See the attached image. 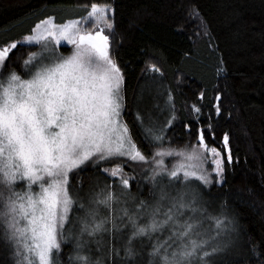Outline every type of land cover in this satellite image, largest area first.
<instances>
[{
	"label": "snow or ice",
	"instance_id": "obj_1",
	"mask_svg": "<svg viewBox=\"0 0 264 264\" xmlns=\"http://www.w3.org/2000/svg\"><path fill=\"white\" fill-rule=\"evenodd\" d=\"M113 15L111 4L93 2L84 16L59 24L47 17L23 40L0 44V189H6L0 191V223L4 237L15 245L17 264H61L62 245L70 239L75 250L68 255V264H100L83 254L85 237L111 233L114 239L125 241L132 258L135 238L150 237L167 226L172 243L157 242L150 264H217L215 257L223 251L218 238L228 227L227 216L207 214L199 190L210 187L213 177L215 183H224L225 158L228 163L233 159L229 137L223 136L221 151L208 142L205 128L198 124L194 145L179 151L165 149L171 123L158 127L137 111L134 126L149 154L142 151L123 119L124 74L105 32L114 28ZM62 41L73 46L68 56L58 51ZM40 45L41 52L25 56L20 72L9 70L20 47ZM152 68L158 71L155 65ZM192 110L198 120L201 108L193 105ZM215 110L219 114L218 103ZM185 127L191 131V125ZM207 132L214 140L210 124ZM166 156L181 159L169 169ZM131 164L150 166L147 178L153 184L152 195L159 194L154 203L137 200L135 215L120 206L133 195L135 177L126 172V168L134 171ZM88 167L105 179L90 186L86 215L70 220L74 205L85 207L71 181ZM21 181L23 190H17ZM165 201L167 211L161 213ZM187 212L191 215L186 216ZM142 214L148 217L144 224L138 223ZM125 217L133 228L130 235L121 230L126 227ZM205 220L214 225L205 227ZM68 224L71 227L66 229Z\"/></svg>",
	"mask_w": 264,
	"mask_h": 264
},
{
	"label": "trees",
	"instance_id": "obj_2",
	"mask_svg": "<svg viewBox=\"0 0 264 264\" xmlns=\"http://www.w3.org/2000/svg\"><path fill=\"white\" fill-rule=\"evenodd\" d=\"M93 2L109 3L114 9V28L105 32L110 35L111 54L124 74L123 119L137 144L149 154L134 126L139 94L149 81L166 89L171 119L175 117L166 130L163 148L179 151L194 145L198 124L205 128L208 142L221 151L227 134L233 159L228 163L225 158L224 183H215L213 177L210 187L199 190L207 214L219 216L223 212L227 216L228 227L218 238L223 251L215 260L217 264H264V0H0V44L23 40L50 16L58 24L84 16ZM38 49L20 47L9 70L20 72L25 56ZM193 105L201 108L198 120ZM186 124L191 125V131ZM209 124L214 140L208 136ZM180 159L167 156L164 162L171 169ZM144 166L131 164L134 171L126 168L135 177L132 196L136 201L154 203L159 194L153 197V184L147 178L151 172ZM97 179L105 177L88 167L71 183L77 191H89ZM16 188L22 189L20 184ZM100 212L103 215L105 210ZM76 216H85L77 205L70 220ZM207 225H214V221L208 220ZM121 230L130 235L133 228L126 225ZM166 237L158 231L135 238L136 255L130 258L124 240L101 233L86 239L90 244L83 254L100 264H150L152 247ZM74 250L71 239L62 245L61 264H68V255ZM17 259L15 245L5 239L0 223V264H17Z\"/></svg>",
	"mask_w": 264,
	"mask_h": 264
},
{
	"label": "rangeland",
	"instance_id": "obj_3",
	"mask_svg": "<svg viewBox=\"0 0 264 264\" xmlns=\"http://www.w3.org/2000/svg\"><path fill=\"white\" fill-rule=\"evenodd\" d=\"M42 47H43L42 45L39 46L37 53L41 52ZM61 47H69V48H72V50H70L68 52H64L61 49ZM58 51H59V53L63 54L64 56H68L73 51V46L67 44L66 41H62L61 45L58 46ZM21 74L23 75V73H21ZM170 110H171L170 98H169V94L167 93L166 89H163V87H161L159 85V83H157L155 81H149L146 85L145 90L143 89L142 92H140V94H139L138 111L141 113V115L146 116V120H150L152 124L159 127V126H163L166 122H170L172 124L173 119H171V111ZM144 169L150 170V167L148 165H146V166H144ZM17 184H20V186L22 187L21 190H23L24 182L21 181V182H18ZM34 188L38 191V188L36 186H34ZM79 193H80V197H81V203H83L85 205V207L82 210L84 211V213L86 215V213L90 207L89 191L88 190H85V191L82 190ZM83 197L85 200H87L86 202L83 201V199H82ZM158 199H159V197H158ZM74 206H73V208H74ZM120 206L127 207L130 215H135L138 211L137 207H136V199L133 196L127 198V203H122ZM120 206H117V207L119 208ZM167 207H168V202L165 201L163 206L161 207V213L167 211ZM101 209L105 210L103 207H101L100 210ZM117 215H119V212H117ZM187 215H191V213L187 212L186 216ZM159 218L162 220L163 215H161ZM146 220H148V217L146 215L142 214L138 217V223H140V224ZM124 221H125L126 225H131L128 222L127 217L124 218ZM207 223H208V220H205V227H208ZM69 225L70 224H68V226ZM159 232L160 233L165 232V234L167 236L166 241H169V236L171 235V230L169 227L166 226L165 228H163ZM103 234H105V233H103ZM88 238L89 237H85V240ZM86 244L89 245L90 243L86 240ZM98 244L100 245V243H98Z\"/></svg>",
	"mask_w": 264,
	"mask_h": 264
}]
</instances>
